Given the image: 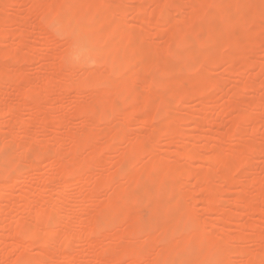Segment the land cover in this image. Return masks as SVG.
Returning <instances> with one entry per match:
<instances>
[{"label": "rangeland", "instance_id": "1", "mask_svg": "<svg viewBox=\"0 0 264 264\" xmlns=\"http://www.w3.org/2000/svg\"><path fill=\"white\" fill-rule=\"evenodd\" d=\"M0 264H264V0H0Z\"/></svg>", "mask_w": 264, "mask_h": 264}]
</instances>
